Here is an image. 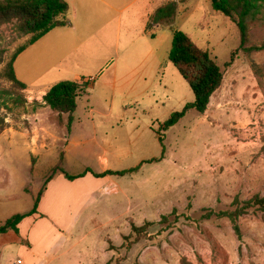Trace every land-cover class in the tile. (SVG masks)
Here are the masks:
<instances>
[{"label": "rangeland", "instance_id": "374dc122", "mask_svg": "<svg viewBox=\"0 0 264 264\" xmlns=\"http://www.w3.org/2000/svg\"><path fill=\"white\" fill-rule=\"evenodd\" d=\"M162 8L166 17L148 27L161 25L158 39L150 40L153 61L161 66H144L145 82L131 89L113 84L112 76H125L122 68L141 59L122 51L89 64L82 58L79 72L93 81L78 95L71 114L58 115L39 95L2 76L31 35L18 32L15 22L0 26V115L6 125L0 131V204L10 206L20 197V209L31 207L48 180L60 173L57 165L65 174L81 177L139 167L118 176L120 192L95 195L97 201L78 219L73 250L59 263L264 264L259 212L238 219L239 234L227 219L202 218L206 210H234L235 199L264 195V50H240L237 26L213 10L209 0H181ZM246 24L244 47L264 43V6ZM175 31L208 52L223 81L203 115L189 111L164 131L170 115L195 99L168 59ZM114 62L117 68L109 70ZM20 63L24 73L29 62ZM16 72L20 74L18 64ZM35 141L48 143L43 159L30 154L28 144L34 147ZM147 223L144 231L133 232L132 227Z\"/></svg>", "mask_w": 264, "mask_h": 264}, {"label": "crops", "instance_id": "0c3cea01", "mask_svg": "<svg viewBox=\"0 0 264 264\" xmlns=\"http://www.w3.org/2000/svg\"><path fill=\"white\" fill-rule=\"evenodd\" d=\"M63 1L68 5V12L60 20L67 25L47 33L24 50L14 62L18 81L40 98L62 81H93L91 77H83L79 72V61L84 58L89 64L92 59L108 52L119 54L122 51L126 57L128 55L130 58L141 59L134 67L122 68L121 74L126 70L125 76L118 77L114 73L113 84L119 82L132 89L141 85V82L144 83V66L148 63H151L152 68L161 66L160 63L155 65V52L150 44V40L158 39L156 29H160L161 25L155 24L152 29L148 28L152 24V17L167 3L178 5L181 0ZM133 45H138L134 51L131 50ZM21 61L29 62L28 66L25 65L27 71L24 67V73H21ZM16 64L20 66V74L16 72ZM116 68L117 63L114 62L109 70ZM34 86H39V89L33 91ZM47 144V141H35L33 147L29 142L31 156L43 159ZM101 160L107 161L106 158ZM31 161L30 158V165ZM117 178L118 176L95 178L86 174L69 181L64 174L59 173L48 180L38 201L36 213L24 217L16 227L17 232L8 230L0 233V264H16L17 261L20 264H63L59 260L67 258L75 246L73 237L80 221L78 219L87 211L89 204L97 201V193L121 191V183ZM10 202V206L0 204V226L15 215L28 214L34 205L20 209L17 206L20 197H15Z\"/></svg>", "mask_w": 264, "mask_h": 264}, {"label": "trees", "instance_id": "16d2710c", "mask_svg": "<svg viewBox=\"0 0 264 264\" xmlns=\"http://www.w3.org/2000/svg\"><path fill=\"white\" fill-rule=\"evenodd\" d=\"M213 10L220 12L229 18L237 26L240 33V50L263 51L264 43L258 47L245 48L247 40L246 18L249 15L256 14L258 10L264 6V0H209ZM167 8V7H166ZM166 9H159L152 17L153 21L158 18L166 17L164 15ZM68 12V5L63 0H0V26L15 22L18 32L31 35L26 45L20 47L7 63L2 76L11 82L20 90H26L27 87L18 81L14 72V62L16 58L29 46L36 43L47 33L57 27L66 26L64 18ZM1 57V54H0ZM169 62L177 69L178 73L188 83L194 94V102L187 104L180 112L172 113L169 119L164 122L162 128L167 131L179 120H181L189 111H195L203 115L209 105L212 95L220 88L223 81V73L217 63L210 57L208 52L199 49L186 34L175 31L173 33L171 49L168 55ZM2 59L0 58V63ZM233 62V55L227 66ZM92 82V81H91ZM87 86H91L90 82L75 83L71 81H62L51 87L42 97V103L51 111L61 114H71L76 109V99ZM4 107L6 105L3 104ZM7 108V107H6ZM5 119L0 115V131L5 128ZM162 145V139H159ZM164 153V146H162ZM57 171L64 174L67 180L73 181L83 175L69 176L64 173L63 169L57 165ZM139 170V167L126 171H105L95 174V178H103L106 176L124 177ZM44 190H42L33 205V209L28 214L15 215L2 226L0 233L8 230L17 232V225L29 214L36 213L38 201ZM234 210L214 212L206 210L203 219L209 220L212 217L217 219H227L231 222L236 233L239 234L237 221L239 218L247 215L249 211L259 212L264 220V195H255L251 199L239 202L235 199L232 203ZM163 221L167 217H162ZM150 224H146L140 228L132 227L134 233H140Z\"/></svg>", "mask_w": 264, "mask_h": 264}, {"label": "built area", "instance_id": "2783aa9c", "mask_svg": "<svg viewBox=\"0 0 264 264\" xmlns=\"http://www.w3.org/2000/svg\"><path fill=\"white\" fill-rule=\"evenodd\" d=\"M16 264H20V261H17Z\"/></svg>", "mask_w": 264, "mask_h": 264}]
</instances>
